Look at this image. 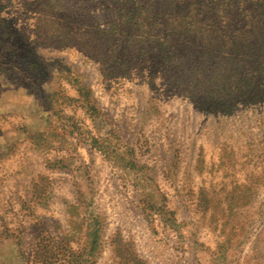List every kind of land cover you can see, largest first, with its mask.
Returning <instances> with one entry per match:
<instances>
[{
    "label": "rangeland",
    "instance_id": "obj_1",
    "mask_svg": "<svg viewBox=\"0 0 264 264\" xmlns=\"http://www.w3.org/2000/svg\"><path fill=\"white\" fill-rule=\"evenodd\" d=\"M0 264H264V0H0Z\"/></svg>",
    "mask_w": 264,
    "mask_h": 264
},
{
    "label": "crops",
    "instance_id": "obj_2",
    "mask_svg": "<svg viewBox=\"0 0 264 264\" xmlns=\"http://www.w3.org/2000/svg\"><path fill=\"white\" fill-rule=\"evenodd\" d=\"M39 119H40V118H39ZM37 121H38V120H37ZM39 121L41 122V120H39ZM41 123H42V122H41ZM41 123H40V124H41ZM38 124H39V122H38Z\"/></svg>",
    "mask_w": 264,
    "mask_h": 264
}]
</instances>
